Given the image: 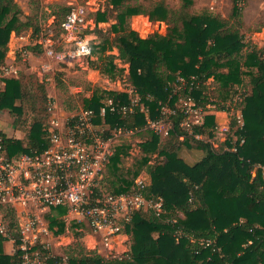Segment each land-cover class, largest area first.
Returning a JSON list of instances; mask_svg holds the SVG:
<instances>
[{
  "label": "trees",
  "instance_id": "obj_1",
  "mask_svg": "<svg viewBox=\"0 0 264 264\" xmlns=\"http://www.w3.org/2000/svg\"><path fill=\"white\" fill-rule=\"evenodd\" d=\"M242 3L243 0H233L230 18L225 19L208 9L191 12L194 0H180L178 7L160 0L150 4L139 0H109L117 12L116 22L111 25L115 37L105 38L98 49L105 52L116 47L118 53L107 55V61L101 65L93 62V67L114 75L118 69L115 58L128 63L131 87L140 96L147 113L135 106L128 117L108 111L104 120L110 127L118 125L134 129V133L144 130L148 133L140 143L145 155L133 179L122 178L121 184L110 192L131 191L137 176L148 166L152 182L147 185V195L162 197L165 212L134 213L123 228L132 241L123 257L108 259L87 250L80 242L83 233H77L78 253L70 255L68 264H264V176L258 168L264 166V46L250 47L245 42L240 30ZM60 8L62 14L56 13L54 24L62 30L70 6ZM22 14L17 0H0V64L5 61L12 33L19 34L32 26L35 33L42 30L37 24L24 21ZM110 15L109 9L87 11L86 19L98 24L108 21ZM134 15L164 21L167 32L142 37L130 25ZM92 46L94 54L98 51L96 43L92 42ZM28 48L44 50L40 42ZM30 77L18 69L16 76L4 79V88L0 90V110L7 109L15 115L19 127L26 123L25 119L21 121L24 103H29L36 112L28 129L23 126L26 131L21 138L0 129L9 154L41 152L49 142L44 128L49 118L50 96L43 81L36 79L34 87H29L26 80ZM211 78L217 84L221 103L208 96ZM242 88V123H238L237 117L231 122V128L237 126L234 129L237 139L229 136L222 148L215 147L211 139L217 126L214 115H205L203 123L194 126V133L206 134L208 140L189 134L181 126L186 117L180 103L182 98H191L203 110L213 103L216 110L228 112ZM107 98L121 104L131 102L127 91L96 89L92 96L84 98V108H92L99 115ZM164 105L175 110L170 115L173 127L165 141L148 127V118H159ZM96 122L105 124L100 116ZM188 145L203 152L194 164L180 156L181 148ZM123 152L122 145H114L107 164L110 162L116 169ZM154 153L162 159L150 165ZM51 211L59 215L53 219L61 225L57 233H64L65 223L61 218L66 215L67 207H51ZM180 211L183 217L178 214ZM4 213L5 220L16 229L13 236L19 241L15 209L8 207ZM19 253L20 250L5 251L0 239V264H21ZM62 261L60 255L47 258L48 264Z\"/></svg>",
  "mask_w": 264,
  "mask_h": 264
},
{
  "label": "built area",
  "instance_id": "obj_2",
  "mask_svg": "<svg viewBox=\"0 0 264 264\" xmlns=\"http://www.w3.org/2000/svg\"><path fill=\"white\" fill-rule=\"evenodd\" d=\"M69 6L58 42L40 41L45 54L57 62L84 59L93 54L92 42L85 34L90 23L86 19V7L75 1ZM17 72L18 68L13 64L0 65L4 79L16 76ZM128 92L131 94L130 104L104 99L99 115L94 109L84 107L65 115L57 110V101L50 96L49 118L44 128L49 142L41 152L9 154L5 138L0 135V239L12 242L14 249L11 253L21 251V264H41L43 255L36 248L37 236L33 235L40 222V214L33 208L67 207V214L85 220L107 247L118 240L124 232V225L132 220L136 211L148 208L158 215L165 212L164 199L149 197L148 183L144 179H138L129 192L114 194L102 188L103 172L117 137L135 132L123 126L110 127L104 120L107 112L128 117L135 106H140L141 111L147 113L135 89L131 87ZM180 101L186 113L181 126L189 134L199 137L194 133V126L203 121H193L191 116L204 110L191 98ZM174 113L175 110L164 105L159 118H148V127L161 137L167 136L173 127L170 115ZM97 116L105 124L99 125ZM258 168L264 176V166ZM8 207L15 209L19 241L13 236L16 229L4 218Z\"/></svg>",
  "mask_w": 264,
  "mask_h": 264
},
{
  "label": "rangeland",
  "instance_id": "obj_3",
  "mask_svg": "<svg viewBox=\"0 0 264 264\" xmlns=\"http://www.w3.org/2000/svg\"><path fill=\"white\" fill-rule=\"evenodd\" d=\"M71 1L78 2L86 7L87 11L95 12L98 10L109 9L111 12L110 19L105 22L96 23L94 20H90L87 24L85 34L87 38L96 43V50L90 57L84 59H75L66 62H57L50 59L45 50L29 49L40 41H46L51 39L58 42L61 34L60 28L54 24L56 20V13H61L62 6L69 5ZM142 3L150 4L158 0H139ZM166 4L178 7L180 0H160ZM18 4L22 8V19L24 21H31L34 25H38L42 28L41 32L35 33L34 26L24 29L21 33H12L9 41V49L5 58V61L0 65L13 64L19 69V72H23L27 75H31L26 81L28 86L35 85L36 79L43 81L46 86L48 96L54 97L57 103V110L60 113H73L79 111L84 107V98L92 96L94 90L99 89L101 91L108 90H120L129 91L131 89V83L129 81V64L120 58H115L114 63L118 69L115 74L104 73L103 71L96 69L93 64L101 65L105 63L106 56L117 54L116 47H110L105 52L99 51L98 44L103 43L104 39L113 40L115 33L111 30V25L116 22V11L109 5V0H17ZM233 0H194V4L191 7V12H200L204 9H208L211 12L220 15L225 19L230 18L232 12ZM243 15L242 25L240 26L241 32L244 34V40L251 46H264V0H243ZM131 27L138 31L142 37H147L155 33L165 34L167 32V24L164 21L152 19L147 15H134L130 18ZM89 26V27H88ZM97 26V28H95ZM43 36V37H41ZM45 39V40H43ZM110 45V44H108ZM249 49V47H248ZM33 76V77H32ZM35 77V79H34ZM249 80V77H246ZM209 93L208 96L214 101H219V91L216 89L217 84L214 80L209 79ZM4 77L0 74V90L4 88ZM33 89V88H32ZM244 89H239L235 96L236 103L233 104V109L230 111H220L215 113V104H207L204 111H198L191 116V120L204 121L205 115H214L217 128H215L214 137L211 138L215 141V147L218 149L223 147L224 141L227 137L231 136L237 139L234 134V129L231 128V122L234 117L238 118V123H242L241 118V101ZM108 93H105V96ZM182 96V95H181ZM184 99V98H182ZM19 102V101H18ZM182 105V102H180ZM25 114L21 118L22 123L19 127L16 123V116L11 114L9 110H0V127L5 129L9 136L23 137L26 129H28L30 122L33 120L36 112L32 109L29 103H24ZM26 128H24V127ZM201 136V135H200ZM205 139H210L206 134L202 135ZM148 137L147 131L141 133H133L131 135H120L117 137V141L114 143L115 147L123 146L124 152L122 153L121 161L116 164V169L113 168L109 162L105 167L102 179V188L106 191L113 190L114 187H118L121 184L122 178L133 179L134 171L138 167V163L145 155L141 150L140 143ZM162 139H166L163 136ZM190 144V141H189ZM161 158L157 157V153L151 155L150 165L155 163ZM144 179L148 185L151 184V175L148 170V166L144 167L140 174L135 179ZM148 208L145 209V211ZM35 213L39 215V226L36 228V232L33 235L37 236L36 248L43 252L41 257V264H48L47 258L51 255H60L63 257V261L60 264H68L67 260L72 254L78 253V237L77 233H83V237L80 239L87 250L96 251L101 253L105 258L123 257L127 251L130 250L131 236L123 232L118 240L113 242L110 247L104 246L101 242V237L98 234L93 233L89 228L85 220L79 218V216L66 215L62 216V220L65 223V232L58 234L61 225L54 222V217L59 216L56 212H52L51 208H33ZM151 210V209H149ZM50 214V215H49ZM182 217L183 212L178 213ZM28 217H26L27 219ZM175 221V219H174ZM4 250L10 253L13 251V245L10 240H3ZM38 246V247H37Z\"/></svg>",
  "mask_w": 264,
  "mask_h": 264
},
{
  "label": "crops",
  "instance_id": "obj_4",
  "mask_svg": "<svg viewBox=\"0 0 264 264\" xmlns=\"http://www.w3.org/2000/svg\"><path fill=\"white\" fill-rule=\"evenodd\" d=\"M60 37H61V34H60ZM60 37H59V39H60ZM215 113L216 114L220 113V110H215ZM0 129L3 130L2 127H0ZM4 131L7 133V131L5 129H4ZM214 133H215V130H214ZM197 135H199V134H197ZM15 137L21 138L19 135L15 136ZM196 137L197 138H201V137L204 138L202 135L201 136L199 135V137L198 136H196ZM213 142H214V145H215V141H213ZM180 156L186 162H188L190 164H194L195 162L199 161L202 158L203 152L201 150H199V149L193 148V147H191V146L188 145V146H183L181 148Z\"/></svg>",
  "mask_w": 264,
  "mask_h": 264
}]
</instances>
